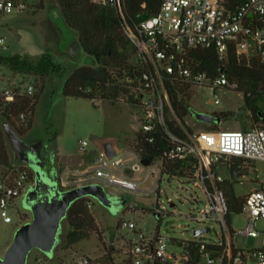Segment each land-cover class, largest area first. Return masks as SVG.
I'll use <instances>...</instances> for the list:
<instances>
[{"label": "built area", "instance_id": "1", "mask_svg": "<svg viewBox=\"0 0 264 264\" xmlns=\"http://www.w3.org/2000/svg\"><path fill=\"white\" fill-rule=\"evenodd\" d=\"M30 1L0 0V13L13 8L27 10ZM111 1L119 6L123 3V0ZM129 35L138 48L135 61L150 62L154 69L144 73L140 102L128 103L137 124L136 132L141 130L145 134L162 127L170 137L171 145L163 156H151L149 164L142 161L147 156L132 144L120 150L114 158H108L101 150L97 163L91 169L80 171L86 182H99L112 193H125L131 197L129 209L137 207V196L155 192L151 210L159 218L157 230L149 235L138 228L135 220L121 219L118 225L128 227L133 235L119 240L118 252L122 257H116L108 264H181L182 250L176 251L175 246L183 249V245L190 241H197L199 246V264H264V245L252 249L234 246L233 237L239 232L231 226V213L223 184L227 177L222 173L225 168H230L234 160L241 161L242 172L252 160H264V125L192 131L179 119L165 85V73H174L176 79L188 82L195 90L199 86H208L213 102L217 104L220 102L217 88L227 86L237 89L238 82L232 80L223 69L216 75H210L192 68L188 64L187 54L192 47L214 46L224 58L228 49L233 47L239 55L246 58L257 56L264 61V0H246L234 9L227 8L224 0H162L159 11L140 22L139 34L130 30ZM4 41L5 37L0 36V42ZM34 91L35 85L30 83L24 92ZM22 93L17 87H6L2 91L6 103ZM20 118L25 119L26 113H22ZM169 120L177 121L179 126L172 127ZM153 138L150 136L148 140L152 141ZM87 144V140L82 141L83 151H86ZM168 162L183 163V172L167 171ZM29 175L30 167L27 164L14 165L0 173V215L5 221L13 220L10 208L17 199L22 198ZM180 177L200 187L205 194V201L191 195V201L196 202L197 207L190 217L199 226L193 228L196 237L187 240L169 239L160 231L162 219L171 213L177 214L175 202L170 201L169 205L160 199L161 183ZM151 178H157L154 185L148 184ZM117 185L123 191L116 188ZM73 186L76 185L63 182L64 188ZM201 201L203 205L199 206ZM242 211L249 222L240 232L249 235L261 233L256 223L264 220V179L258 188L244 195ZM214 223L220 225L221 232H217L214 239L207 240L206 234L212 232ZM202 227L209 230L196 235L195 229ZM76 264L107 263L84 254Z\"/></svg>", "mask_w": 264, "mask_h": 264}, {"label": "rangeland", "instance_id": "2", "mask_svg": "<svg viewBox=\"0 0 264 264\" xmlns=\"http://www.w3.org/2000/svg\"><path fill=\"white\" fill-rule=\"evenodd\" d=\"M32 1L34 0L30 2ZM39 1L36 0L37 3L27 10L13 8L0 13V36L5 37V41L0 42V54L24 53L36 57L42 52L50 51L55 59L65 66L64 73L54 74L46 79L35 108L32 129L27 134L32 135L34 139H42L55 151L60 172H64L62 174L70 186L86 184L89 182L82 179L83 175L80 171L85 168L90 169L97 163L101 152L98 140L113 137L117 140L120 150L127 149L134 143L137 124L133 119V110L127 102L113 103L104 99L93 101L64 95L63 87L68 75L77 66L89 62L90 58L83 49L76 54L70 53L71 44L76 40L75 34L70 32L64 23L56 0H44L42 5ZM40 80V77L34 74L15 72L7 63L0 62V96L2 97V91L6 87H17L24 92L28 84L33 83L36 90ZM217 93L220 99L218 104L213 102L208 86L196 87L191 112L186 116L187 125L192 131L200 132L211 125L198 119L193 114L194 110L230 112V115L218 121L220 129L251 128L255 124L243 91L222 86L217 88ZM259 105L264 109V98L259 100ZM83 140L88 141L86 151L81 149ZM23 164L25 163L15 165L23 166ZM222 173L227 178L232 177L230 168H225ZM263 179L264 160L256 158L234 181V190L238 195H246L258 188ZM156 182L157 178H151L148 184L154 185ZM115 187L123 191L120 185ZM191 195L205 201L204 191L184 178H174L171 182L162 181L160 199L169 205L170 201L177 204V214L166 215L161 221L160 231L169 239L174 237L187 240L196 237L193 228L199 224L191 219L190 213L197 207V203L191 201ZM127 198L128 201L131 200L129 196ZM92 199L91 210L102 233L84 238L71 246L66 245L61 238L52 254L33 249L29 254L28 264H76L84 254L108 264L113 262L114 258L122 257L118 252L119 240L122 237L128 239L133 235L128 227L118 225L121 219L135 220L138 228L149 235L158 228L159 218L151 210L155 201V192L137 196L135 209H129L130 203H126L124 209L117 203L109 208L96 198L92 197ZM202 201L199 202V206L203 205ZM10 212L13 216L10 222L5 221L0 215V254H3L11 243L18 226L32 217V212L25 207L22 198L16 200ZM248 222V216L244 212L231 213L232 229L239 232L233 237L234 246L247 249L263 246L264 220L256 223L257 229L261 231L258 235L240 232ZM67 229L68 224L64 220L62 233ZM217 232L218 234L221 232V227L218 223H214L212 232L206 234V239H214ZM114 242L116 243L113 244ZM175 249L179 252L182 250L179 245H176Z\"/></svg>", "mask_w": 264, "mask_h": 264}, {"label": "trees", "instance_id": "3", "mask_svg": "<svg viewBox=\"0 0 264 264\" xmlns=\"http://www.w3.org/2000/svg\"><path fill=\"white\" fill-rule=\"evenodd\" d=\"M161 1L123 0L122 5L119 6L111 0H56L68 30L75 34V39L90 58L89 62L77 66L68 75L63 87L64 95L93 101L104 99L113 103L121 101L139 103L143 94L140 88L145 82L144 73L154 69L150 62L135 61L138 48L129 31L139 34L140 22L156 14L160 9ZM245 1L224 0V3L227 8L234 9ZM39 2L41 5L44 4V0ZM36 3L34 0L29 6ZM187 61L195 70L206 71L210 75H216L223 69L232 80L238 82L237 89L244 93L245 102L252 112L253 122L264 125V109L259 105V100L264 98V61L257 56L246 58L239 55L233 47H230L226 56L222 58L214 46L192 47L188 51ZM0 62L7 63L15 72L34 74L41 79L33 93L23 92L8 103L0 96V171H6L16 162L13 160L1 122L9 121L23 136L29 133L46 79L54 74L64 73L65 66L56 60L50 51L42 52L36 57L24 53L0 54ZM165 75V85L176 113L181 122L187 124L186 116L192 109L195 88L188 82L176 79L174 73H165ZM22 113H26L25 119L20 118ZM218 114L222 119L231 113L218 112ZM169 124L174 128L179 126L174 120H169ZM209 124L211 125L207 130H220L219 122ZM188 128L191 130L189 126ZM150 136L154 137L152 141L148 140ZM170 145V137L162 127L145 134L138 130L132 143V146L147 157L163 156ZM182 166L185 165L180 162H168L166 169L169 172H183ZM242 174L243 172L240 173ZM236 180L237 178L231 177L223 182L229 214L243 212L244 195H238L234 190ZM92 200L89 195L82 196L69 207L64 218L68 229L61 233L66 245L71 246L84 238L102 233L91 210ZM182 255L181 264H199L201 255L197 241L183 245Z\"/></svg>", "mask_w": 264, "mask_h": 264}, {"label": "water", "instance_id": "4", "mask_svg": "<svg viewBox=\"0 0 264 264\" xmlns=\"http://www.w3.org/2000/svg\"><path fill=\"white\" fill-rule=\"evenodd\" d=\"M82 46L75 40L71 44L70 53L76 54ZM194 115L206 122L220 121L221 117L212 112L194 111ZM16 163L29 164L32 152L28 148L27 140L19 134L13 125L3 120L1 122ZM101 150L108 158L119 154L117 140L113 137L98 140ZM152 157H144L142 161L149 164ZM232 178H237L242 172V163L232 161L230 164ZM53 174H56L55 172ZM89 195L111 208L116 194L110 192L102 183L90 182L70 188L63 187V181L54 175H42L37 172L35 183L31 184L23 203L31 209V219L23 222L15 231L14 237L3 254H0V264H28L29 254L33 249H40L52 254L61 241L63 221L71 204L79 197ZM208 227L196 228L198 235L208 231Z\"/></svg>", "mask_w": 264, "mask_h": 264}, {"label": "flooded vegetation", "instance_id": "5", "mask_svg": "<svg viewBox=\"0 0 264 264\" xmlns=\"http://www.w3.org/2000/svg\"><path fill=\"white\" fill-rule=\"evenodd\" d=\"M194 111H203V110H194ZM194 111H193V114H194ZM207 112H212L215 115H219L215 111H207ZM216 122L217 120L213 121V123H216ZM23 137L27 140L28 148L32 152V156L28 164V166L30 167V175L26 181V188H25V192L22 195V201H23V196L29 189L30 185L35 183L37 179L38 171H40L41 176L42 175L47 176V174H51V176L54 175L57 179H61L60 169L57 164V158L55 155V151L50 149L48 145H46L42 139H39V138L34 139L32 135H29V134H26ZM234 161L241 163V161L239 160H234ZM54 172L56 174H53ZM123 201H124V196L122 194H116V199L114 200V204L117 203V204L122 205ZM25 207L30 209L26 205Z\"/></svg>", "mask_w": 264, "mask_h": 264}, {"label": "crops", "instance_id": "6", "mask_svg": "<svg viewBox=\"0 0 264 264\" xmlns=\"http://www.w3.org/2000/svg\"><path fill=\"white\" fill-rule=\"evenodd\" d=\"M58 167H59V169H60V166H58ZM90 169H91V168H90ZM83 170H88V168H85V169H83ZM62 173H64V172H60V174H61V178H62V181L64 182V181H66V179H65V177H64V174H62ZM120 194H122V195L124 196V201L122 202V205H121V208L124 209L125 204L128 203V198H127V195H126L125 193H120Z\"/></svg>", "mask_w": 264, "mask_h": 264}]
</instances>
